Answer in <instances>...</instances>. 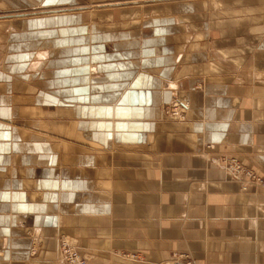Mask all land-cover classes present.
<instances>
[{
  "label": "crops",
  "instance_id": "0c3cea01",
  "mask_svg": "<svg viewBox=\"0 0 264 264\" xmlns=\"http://www.w3.org/2000/svg\"><path fill=\"white\" fill-rule=\"evenodd\" d=\"M139 2L0 0V264H264V0Z\"/></svg>",
  "mask_w": 264,
  "mask_h": 264
},
{
  "label": "built area",
  "instance_id": "2783aa9c",
  "mask_svg": "<svg viewBox=\"0 0 264 264\" xmlns=\"http://www.w3.org/2000/svg\"><path fill=\"white\" fill-rule=\"evenodd\" d=\"M171 115L174 117L184 118L188 109L185 102L176 101L172 105ZM220 167L230 177V179L240 185L243 191H247L250 187H259L264 189V178L257 174L254 170L245 167L236 159L224 158ZM58 249L60 260L67 264H87L78 252V250L65 238L58 240ZM135 258V256H132ZM169 264H195L194 260L188 255L176 254Z\"/></svg>",
  "mask_w": 264,
  "mask_h": 264
},
{
  "label": "rangeland",
  "instance_id": "374dc122",
  "mask_svg": "<svg viewBox=\"0 0 264 264\" xmlns=\"http://www.w3.org/2000/svg\"><path fill=\"white\" fill-rule=\"evenodd\" d=\"M144 1H146V0H140V4L142 5V4H145V2ZM217 4H219L218 2H216V5ZM176 102V101H175ZM174 102V103H175ZM172 106H170L169 108H166L165 110H164V114L166 115V116H170V117H173L174 118V116L173 115H171V111H172ZM176 119H182V117H179V116H177V117H175ZM224 159V158H223ZM222 159V160H223ZM227 159V158H226ZM231 159V158H230ZM232 159H234V158H232ZM222 160H221V166H222ZM237 160V159H236ZM239 161V160H238ZM240 163H242L241 161H239ZM220 164H219V166H220ZM245 167H247V168H249V169H252V168H250V167H248L247 165H245L244 163H242ZM252 170H254V169H252ZM256 172V171H255ZM257 173V172H256ZM257 174H259V173H257ZM260 175V174H259ZM262 178H264V176H262V175H260ZM251 188H259V187H250L249 189H251ZM242 189V188H241ZM248 189V190H249ZM260 189H262V188H260ZM247 190V191H248ZM243 191V190H242ZM244 192H246V191H244ZM40 244H38V245H36V244H34L33 246H32V250H31V256H32V258H34L36 255H37V253H38V247L37 246H39ZM178 254V253H177Z\"/></svg>",
  "mask_w": 264,
  "mask_h": 264
}]
</instances>
